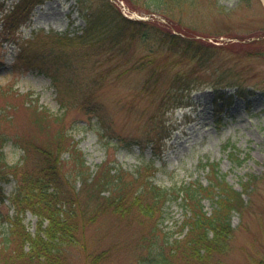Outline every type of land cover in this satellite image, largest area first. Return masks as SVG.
Here are the masks:
<instances>
[{
	"label": "rangeland",
	"instance_id": "374dc122",
	"mask_svg": "<svg viewBox=\"0 0 264 264\" xmlns=\"http://www.w3.org/2000/svg\"><path fill=\"white\" fill-rule=\"evenodd\" d=\"M18 1L5 0L9 9H0V147L7 163L2 174L10 178L1 184L6 198L20 189L23 174L37 173L42 153L40 150L37 153L33 146L43 149L42 144L51 143L61 130L72 136L93 174L104 165L115 172L124 171L125 179L131 181L139 168L141 176L165 189L197 181L206 186L210 180L209 168L202 164L216 163L220 175L239 191H242V178L263 177L258 191L246 196L250 206L243 216L234 218V244L224 262L252 264L251 251L257 252L264 244V55L259 54L264 51V44L249 42L264 38L259 37L264 35V0L263 6L258 0H182L178 3L167 0L166 9L174 18V26L218 49L209 68L201 71L192 64L196 82L209 87L193 92L190 106L169 110L164 115L157 106L160 96L154 100L155 104H151V99L154 89H159L158 95L160 91L164 95L168 86L165 84L161 90L163 80L158 78V83L153 82L149 78L151 71L140 68L141 59L147 53L140 51L136 42L125 56L107 54L90 62L82 78H86L83 85L93 88L86 105L82 104L81 97L77 100L75 92L67 97L63 94L65 90L57 91L48 77L28 70L15 59L16 47L5 43V38H10L7 32L14 25L7 12ZM115 1H122L132 14L144 16L148 10V1ZM98 6L101 0L47 1L34 10L32 19L14 38L35 39V46H41L51 40L46 38L49 31L78 32L85 26L81 10L87 12L89 7L95 11ZM159 11L162 13L163 8ZM157 19L166 24L165 19ZM240 41L248 45L227 46ZM162 58L175 60L172 54ZM180 68H191V65L181 61ZM227 68L239 73L235 80L250 92L245 97L236 95L231 106L219 110L210 88L215 80L210 71ZM69 77L76 78L71 73ZM162 77L166 79L165 75ZM234 90L225 89L228 94ZM47 113L54 118L47 117L48 131L45 132L40 128L46 127L41 116ZM38 117L40 125L36 122ZM24 142L31 148L24 150ZM226 144L239 150L241 163L229 156L230 147L223 148ZM65 158L68 159L67 155ZM71 166L72 160L67 163V167ZM75 182L72 179L73 185ZM80 185L79 181L75 186ZM204 206L206 211L212 210L209 200L204 201ZM185 214L181 200H170L164 207V215L154 220L159 223L152 233L153 220L145 225L128 224L105 213L80 232L77 244L69 250V258L72 264H94L97 258H101L97 264H143L148 240L183 237L186 231L183 233L181 227ZM13 215L14 205L5 199L0 203V243L10 229L7 216ZM24 222L30 232H36L38 220L33 213L26 212ZM141 238H146L144 246L140 245Z\"/></svg>",
	"mask_w": 264,
	"mask_h": 264
},
{
	"label": "trees",
	"instance_id": "16d2710c",
	"mask_svg": "<svg viewBox=\"0 0 264 264\" xmlns=\"http://www.w3.org/2000/svg\"><path fill=\"white\" fill-rule=\"evenodd\" d=\"M46 1L19 0L9 16L14 22L8 30L9 35L14 34L21 22L30 19L37 5ZM142 1L149 4L146 13L150 15L148 21L131 20L110 0H101V6L95 11H90L89 7L87 12L81 10L86 23L82 33L71 36L68 32H50L46 38L51 40L41 46H35V40L22 42L17 47V60L27 68L48 76L56 90L63 88V94L67 97L75 92L77 100L81 97L82 104L86 105L93 88L83 85L86 78H82L90 62L107 54L125 56L132 43L136 42L138 49L147 53L141 59L140 68L151 71L149 78L153 82L158 83V78L163 80L161 90L165 84L168 86L164 95L161 91L158 95L159 89H154L151 104H155L154 100L160 96L157 106L163 115L169 110L188 107L193 102V92L209 87L196 82L192 64L201 71L209 68L214 64V51L218 47L174 26V18L166 9L169 0ZM181 1L177 0V3ZM0 6H3L2 0ZM160 8H163L162 13ZM155 15L165 19L166 24ZM249 43L259 46L264 44V38ZM246 45L248 42L240 41L227 46L243 48ZM170 54L174 56V61L162 58ZM259 54L264 55V51ZM181 61H186L191 68H180ZM210 72L215 79L210 88L215 93L214 103L219 110L231 106L236 95L245 97L246 92H250L235 80L239 78L235 70L227 68ZM70 73L75 75L74 80L69 77ZM99 75L102 78L103 72ZM164 75L166 79H163ZM227 88H234V93L228 94L225 91ZM44 115L41 119L46 127L41 124L40 128L46 132V119L54 116L49 113L46 117ZM36 122L40 125L39 117ZM74 142L68 131L61 130L51 143L42 144L43 149L33 146L37 153L39 150L42 153L41 158L37 157V160L40 158L37 173L23 174L20 189L7 198L0 185V203L8 199L14 205V215L7 216L10 229L0 243V264H72L70 248L77 244L80 232L96 222L99 216L109 213L128 224L138 225L153 220L151 230L154 233L159 223L154 220L164 215V207L170 200H181L186 213L181 231L186 232L183 237L173 240H148V251L143 256L146 262L143 264H224L234 244V218L243 216L250 206L246 196L259 189L263 177L248 175L242 178V191H239L220 175L218 164L206 162L202 164L204 168H209L210 180L206 186L197 181L165 189L141 176L143 174L139 168L131 181L125 179L124 171L115 172L104 165L95 174L91 173ZM23 144L24 150L31 148L28 143ZM229 147V156L241 163L239 150L230 144L223 146L225 150ZM71 160L72 166L69 168L67 163ZM5 165L7 163L0 147V181L8 182L10 178L2 174ZM72 179L76 180L75 185L79 181L81 185L76 187ZM205 200L211 202L210 212L205 210ZM28 211L38 220L35 233L30 232L24 222ZM144 241L146 238H141V246H144ZM254 241L258 242L255 238ZM100 259L97 258L94 264L99 263ZM250 259L252 264H264V244L257 252L251 251Z\"/></svg>",
	"mask_w": 264,
	"mask_h": 264
}]
</instances>
